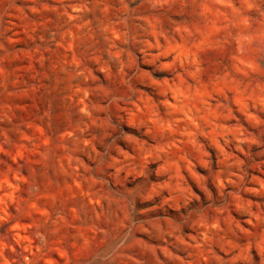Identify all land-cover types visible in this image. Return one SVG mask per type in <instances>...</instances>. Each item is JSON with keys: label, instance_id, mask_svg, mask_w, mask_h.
Listing matches in <instances>:
<instances>
[{"label": "rangeland", "instance_id": "obj_1", "mask_svg": "<svg viewBox=\"0 0 264 264\" xmlns=\"http://www.w3.org/2000/svg\"><path fill=\"white\" fill-rule=\"evenodd\" d=\"M0 264H264V0H0Z\"/></svg>", "mask_w": 264, "mask_h": 264}]
</instances>
